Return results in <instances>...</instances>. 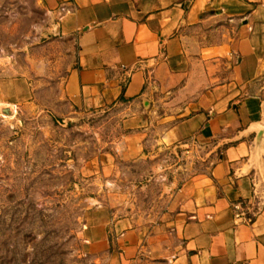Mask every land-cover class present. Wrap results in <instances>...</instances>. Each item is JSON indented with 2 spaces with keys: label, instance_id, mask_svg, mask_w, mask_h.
<instances>
[{
  "label": "crops",
  "instance_id": "obj_1",
  "mask_svg": "<svg viewBox=\"0 0 264 264\" xmlns=\"http://www.w3.org/2000/svg\"><path fill=\"white\" fill-rule=\"evenodd\" d=\"M40 2L55 25L49 44L75 48L45 88L52 116L116 111L125 163L150 147L205 150L204 167L171 187L152 219L90 213L91 253L103 264H264V136L254 142L264 126V0Z\"/></svg>",
  "mask_w": 264,
  "mask_h": 264
},
{
  "label": "rangeland",
  "instance_id": "obj_2",
  "mask_svg": "<svg viewBox=\"0 0 264 264\" xmlns=\"http://www.w3.org/2000/svg\"><path fill=\"white\" fill-rule=\"evenodd\" d=\"M54 27L40 0H0V106L12 109L0 114V264H103L88 244L90 213L152 219L170 188L204 167L205 150L192 145L121 161L116 111L52 116L45 88L75 57L73 46L49 44Z\"/></svg>",
  "mask_w": 264,
  "mask_h": 264
},
{
  "label": "water",
  "instance_id": "obj_3",
  "mask_svg": "<svg viewBox=\"0 0 264 264\" xmlns=\"http://www.w3.org/2000/svg\"><path fill=\"white\" fill-rule=\"evenodd\" d=\"M55 31V29H54ZM0 114L2 116H6L9 117L11 115V109L9 107H3L0 106ZM263 136H264V126L261 127V129L259 130V132L256 134L255 136V146L258 147L261 143V141L263 140Z\"/></svg>",
  "mask_w": 264,
  "mask_h": 264
},
{
  "label": "bare ground",
  "instance_id": "obj_4",
  "mask_svg": "<svg viewBox=\"0 0 264 264\" xmlns=\"http://www.w3.org/2000/svg\"><path fill=\"white\" fill-rule=\"evenodd\" d=\"M11 109V108H10ZM11 114H12V109H11Z\"/></svg>",
  "mask_w": 264,
  "mask_h": 264
}]
</instances>
